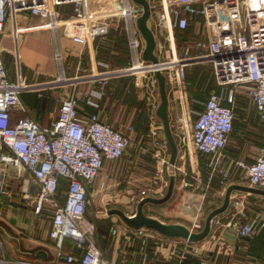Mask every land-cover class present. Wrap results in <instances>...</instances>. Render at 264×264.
<instances>
[{
	"label": "built area",
	"instance_id": "1",
	"mask_svg": "<svg viewBox=\"0 0 264 264\" xmlns=\"http://www.w3.org/2000/svg\"><path fill=\"white\" fill-rule=\"evenodd\" d=\"M148 1L151 23L157 33L163 34L170 27L184 31L202 20V29L196 33L203 38L187 40L181 55H167L166 45L156 42L158 60L150 62L141 57L143 43L134 26L141 8H131L129 0H99L107 16V20L101 23L87 22L91 20L88 0H0V36L9 17L21 12L45 19L55 36L61 28L66 37L81 45L97 36L104 38L111 27L118 31L122 26L117 23L118 19L126 24L130 63L121 69H109L107 63L99 61L94 65L101 66L102 70L96 66L81 70L80 66V73L69 78L64 76L60 67L59 75L53 79L39 81L18 73L12 80L0 52V184L7 168H22L28 173L36 190L23 196L36 215L50 217L49 238L54 242L57 257L62 254L66 238L73 240L74 246L82 251L78 260L73 254L65 255L64 264H114L102 253L95 240V226L86 218L91 202L89 187L106 160L114 161L124 155L130 145V134L135 130L132 123L115 128L103 121L99 104L95 101L96 97L102 96V90L78 91L79 83L101 85L114 76H133L137 83L144 81L151 111L150 135L156 138L160 136L161 125L155 114L157 101L154 99L158 96V88L154 73L158 71L164 76L168 104L174 108L182 95L187 70L192 66H210L215 84L220 89L230 88L224 93L210 92L201 103L192 122L191 142L195 152L203 157V168L208 171L206 184L201 185L204 192L209 191L211 181L216 177L219 183L217 193L222 197L231 184L234 161L224 162L228 161L224 150L237 118L239 88L245 91L254 108L257 123L264 122V0ZM63 5L73 6L71 17H60L58 7ZM55 57L61 66L59 51ZM68 86L70 90L60 101L58 117L50 126H42L25 114L22 94L43 98L44 91L50 88ZM82 104L95 110L80 116ZM13 108L23 114L14 118ZM160 145L165 146L164 143ZM162 161L168 165L167 159ZM245 161L235 162L243 169L242 180L249 186L264 189V145L250 159L251 162ZM175 170L185 175L181 168ZM195 182H200L197 177ZM181 185L189 187L191 184L183 177ZM164 187L167 183L153 186L151 190L142 189L139 197H162ZM0 192L6 194L1 186ZM241 201L230 196L234 209L242 204ZM255 222L252 220L237 226L236 235L239 238L253 235ZM226 226L236 228L231 222ZM199 227L200 223L196 222L193 228ZM135 231L144 245L149 238L159 235L145 228ZM0 264L58 263L9 257L0 241Z\"/></svg>",
	"mask_w": 264,
	"mask_h": 264
},
{
	"label": "crops",
	"instance_id": "2",
	"mask_svg": "<svg viewBox=\"0 0 264 264\" xmlns=\"http://www.w3.org/2000/svg\"><path fill=\"white\" fill-rule=\"evenodd\" d=\"M129 4L131 8H138V5L131 0ZM87 8L91 12V20L88 19V23H101L107 20L106 9L99 4V0H88ZM58 12L61 18H69L73 15V6H60ZM116 21L122 25L118 31H114L111 27L104 38L97 36L85 45H81L66 37L61 28L55 36L45 20H34L22 13L11 15L0 36V52L10 78L14 80L17 74L21 73L29 79L45 81L57 77L60 67L64 76L69 78L80 73L82 69L93 68L96 66L94 63L99 61L107 63L109 69L126 67L130 63L126 24L123 20ZM201 24L202 20L184 31L170 27L169 31L163 34L157 33L152 24V30L156 42L166 45L167 55L172 53L181 55L187 40L203 38L196 33L201 31ZM136 34L140 37L137 29ZM56 51L61 54V66L56 61ZM80 66L81 70L78 69ZM96 67L102 70L101 66ZM200 70L204 72L206 69L202 66H192L187 70L180 100L173 106L174 108L168 109L169 115L184 119L185 132L181 131L184 135L180 137V141L177 138L178 130H174V135L178 147L176 164L185 175L175 171L181 179L185 177L191 185L183 187L176 178L169 201L176 200L178 205L173 209L164 208L161 211L172 218L166 222H191V225L185 224L189 228H193L196 222H200L211 210L220 206L223 200V197L217 193L219 183L216 177L212 179L209 191L204 192L201 185L206 184L208 171L203 168L200 155L192 148V122L196 112L201 108V103L209 94V89L201 79ZM198 83L199 86L196 87ZM144 84V81L137 83L133 76H114L109 77L101 85L89 82H81L77 85L78 91L102 90V96L96 97L95 101L99 104L103 121L115 128H123L130 123L135 128L130 134V145L124 155L114 161L106 160L89 187V199L92 204L89 218L95 224L104 222L105 234L99 237L96 235V230L94 233L104 256L114 264H264V196L262 195L233 191L231 199H241L242 204L234 209L230 202L227 210L214 218L208 236L197 242L156 235L149 238L144 245L142 239L136 235L135 229L126 226L119 217L108 213L103 216L104 210H101L100 204L102 202L105 204L109 197L114 199L115 205L125 207L124 212L133 214L134 212L129 209L131 205H137L136 200L138 202L141 199L139 193L142 189L151 190L153 186L166 183V166L162 161L166 158L161 155L163 147L160 145L163 138L160 136L153 138L150 135L151 111ZM69 90V86L50 88L44 91L43 98H38L35 94H22L25 114L42 126H50L57 119L60 101L67 96ZM154 101H157L158 106L159 96L155 97ZM189 104L190 110H188ZM248 109V106L238 109L236 120L241 125L234 123L229 143L224 150L228 160L224 162L228 164L234 161L231 165V184L248 185L242 180L243 169L235 162L240 159L251 162L250 158L264 145V122L258 126L252 107L254 116L252 123L255 124L251 126L243 116ZM94 110L93 107L82 104L80 116ZM187 111H189L188 115ZM22 114L17 108L12 109L14 118ZM172 119L171 117L170 120ZM180 129L183 127L181 126ZM251 134L256 138L253 142L255 145L253 149H256V152L254 151L252 156L249 146ZM158 140H161L160 143ZM182 142L185 146L180 150ZM158 150L160 152H157ZM184 165L189 166V169H186L189 173H186ZM177 166L175 165V169ZM196 177L200 181L197 184ZM0 186L6 191V194L0 192V241L9 257L58 264H64V256L67 254H73L76 260L80 258L82 251L78 250L79 253L75 251L77 249L73 240L69 238L64 241L60 258L57 257L54 242L49 238L50 217L36 215L23 196L26 192L36 190L35 183L26 171L22 168H7ZM109 209L111 208L108 207L105 211L108 212ZM252 220H256L255 233L249 237L239 238L236 235L237 226L250 223ZM228 222L235 224L236 228L227 227ZM113 230L116 232L113 233ZM60 260L63 263H59Z\"/></svg>",
	"mask_w": 264,
	"mask_h": 264
},
{
	"label": "water",
	"instance_id": "3",
	"mask_svg": "<svg viewBox=\"0 0 264 264\" xmlns=\"http://www.w3.org/2000/svg\"><path fill=\"white\" fill-rule=\"evenodd\" d=\"M133 3L137 4L141 8V14L136 18L135 25L140 34L143 49L141 57L143 60L156 62L158 57L155 53L156 48V36L152 30L151 24V11L150 4L148 0H131ZM155 77L157 79V88L159 96V104L155 111L156 117L161 121L163 129V137L165 142L169 146V159H168V184L165 194L162 197H143L141 198L137 205L135 212L133 214H127L118 208H112L108 210V214L116 215L126 226L132 229L145 228L156 232L157 234L171 239H185L191 242H197L208 236L212 222L215 217L224 213L230 203V196L233 191H243L250 194H257L264 196V189L252 187L243 184H229L224 192L223 200L220 206L211 210L204 221L203 227L200 231H193L188 226L182 223H165L153 216H149L145 213L146 205H160L168 202L173 194L175 187L176 177H175V164L178 155V147L175 141L174 135L171 130L170 115H169V105L168 96L166 89V81L164 76L156 71ZM163 143V142H161Z\"/></svg>",
	"mask_w": 264,
	"mask_h": 264
},
{
	"label": "rangeland",
	"instance_id": "4",
	"mask_svg": "<svg viewBox=\"0 0 264 264\" xmlns=\"http://www.w3.org/2000/svg\"><path fill=\"white\" fill-rule=\"evenodd\" d=\"M22 13V15H28V16H30L32 19H34V20H38V21H44L45 19H41V18H39V17H35V16H31V15H29L28 14V12H21ZM21 13H18L19 15H21ZM66 13V12H65ZM46 21V20H45ZM203 68H205L206 70H204V72L202 71V70H200V71H202L201 72V79L202 80H204L203 81V83H205L206 84V88H208L209 89V86L210 85H212L211 84V82L214 84L213 85V92H217V91H219V92H222V93H224V92H227L228 91V89L230 88V86H226V87H223V88H219L216 84H215V81H214V78H213V76H212V73H211V69H210V66H202ZM59 74V73H58ZM199 82H201L200 81V78H199ZM199 86V83L196 85V87H198ZM202 88V87H201ZM205 88V89H206ZM200 92H198V94H199ZM200 97H202L201 95H200ZM26 102H28L27 101V98H26ZM223 103H226V101L225 100H223L222 101ZM195 102H193V104H194ZM242 105L244 108L246 107V106H248V112H246L245 114H243V116H245L246 117V120L250 123V125L251 126H254V124L255 123H252V120H254V116H253V113H252V107H251V105H250V102H249V100L247 99V97H246V94H245V91L242 89V88H239V91H238V105ZM188 110H190V104H189V108H188ZM188 112L189 111H187V115H188ZM174 114H175V111H174ZM173 118L172 120H170V126H171V130H172V133H173V135H174V130L176 129V130H178L179 131V134H178V141H180V137H182L184 134V132H185V128H184V119L182 120V121H178V119H180V118H178L177 116L176 117H173L172 116V114L170 115V118ZM185 120H187L188 121V119L187 118H185ZM190 122H191V120H189ZM251 121V122H250ZM161 122V121H160ZM159 122V123H160ZM241 125V123L240 122H238L237 120L235 121V125ZM258 124V126H260L259 124L260 123H257ZM161 125V124H160ZM177 125H179V126H177ZM183 127V129H180V127ZM257 126V125H256ZM253 128V127H252ZM160 132V137H162L163 138V141H164V147L162 148V151H161V155H162V157H165L167 160L169 159V155H170V151H169V146H168V144L165 142V140H164V137H163V129H162V127H161V130H159ZM181 131H183V133L181 132ZM253 137H255L253 134H251L250 135V156H252V155H254V153L256 152V149L254 150L253 148H254V141L256 140V138H253ZM174 138H175V135H174ZM161 141V140H160ZM162 141V142H163ZM175 141H176V138H175ZM177 143V142H176ZM248 145V144H247ZM184 144L183 143H181L180 144V150H182L183 148H184ZM192 148H193V146H192ZM255 151V152H254ZM157 152H160V150H158ZM182 152V151H181ZM246 152V151H245ZM246 153H249V151H247ZM177 157H178V155H177ZM251 159V158H250ZM176 161H177V159H176ZM183 161V160H182ZM183 164H185V163H183ZM163 165L164 166H166V169H165V174H166V178H165V181H166V183L168 184V178H169V175H168V173H167V167H168V165H166V163H163ZM176 166H177V164H175ZM178 167V166H177ZM184 167H185V171H186V173H189L187 170L189 169V166H187V165H184ZM187 169V170H186ZM175 173H176V171H175ZM175 177L177 178V182L178 183H180L181 182V177L179 176V175H177V173L175 174ZM157 184H159V182H156ZM176 183V182H175ZM166 189H167V187L165 188H163L162 189V192H166ZM165 192H164V194H165ZM172 197V196H171ZM171 199V198H170ZM109 204V205H108ZM176 205H178V203H177V201L176 200H173L172 202L171 201H169V202H166V203H164V204H160V205H146L145 206V213L147 214V215H149V216H153V217H155V218H157L158 220H160V221H162V222H165V223H170V222H166V221H168V220H171L172 218H171V216H168V215H166L164 212H162L161 210L162 209H164V208H169V209H173ZM100 206H101V210L103 211L104 210V212L102 213L103 214V216L104 215H107V211H105V209H107L108 207H110L111 209L112 208H118V209H121L122 211L125 209V207H122V206H118V205H115V201H114V199H112V197H109L108 198V200H107V202L104 204V202H102L101 204H100ZM105 206H108L107 208L105 207ZM135 205L133 204V205H131V208L129 209V211H131V212H135ZM91 208H92V204H90L89 203V206H88V209H87V212H86V218L88 219V220H90V218H89V213H90V211H91ZM105 208V209H104ZM165 210H168V209H165ZM91 215V214H90ZM102 216V217H103ZM207 216V215H206ZM206 216L205 217H203L202 218V220L199 222L200 223V227L199 228H192V227H190L193 231H200L201 229H202V227H203V224H204V221H205V218H206ZM91 221V220H90ZM93 224H94V226H95V222L94 221H91ZM182 224H187V225H191V222H186V223H182ZM186 225V226H187Z\"/></svg>",
	"mask_w": 264,
	"mask_h": 264
},
{
	"label": "trees",
	"instance_id": "5",
	"mask_svg": "<svg viewBox=\"0 0 264 264\" xmlns=\"http://www.w3.org/2000/svg\"><path fill=\"white\" fill-rule=\"evenodd\" d=\"M187 30V29H186ZM199 67V66H198ZM201 69V68H200ZM211 84L212 85H210L209 86V93L210 92H213V83L211 82ZM197 105V104H196ZM198 107V106H197ZM241 107H243L242 105H240L239 104V108H241ZM238 108V109H239ZM201 109V108H200ZM238 109H237V111H238ZM235 123V122H234ZM201 157V160L203 161V157L202 156H200ZM104 222H102V221H100V222H96V224H95V230H96V235H98L99 237H102L104 234H105V232H104V224H103ZM77 249V248H76ZM75 250V249H74ZM78 250L79 249H77V250H75V251H77L78 252ZM80 251V250H79ZM79 253V252H78ZM59 263H63V261L61 262V260H60V262ZM74 264H76V262H74Z\"/></svg>",
	"mask_w": 264,
	"mask_h": 264
},
{
	"label": "bare ground",
	"instance_id": "6",
	"mask_svg": "<svg viewBox=\"0 0 264 264\" xmlns=\"http://www.w3.org/2000/svg\"><path fill=\"white\" fill-rule=\"evenodd\" d=\"M64 82H66V81H64Z\"/></svg>",
	"mask_w": 264,
	"mask_h": 264
}]
</instances>
